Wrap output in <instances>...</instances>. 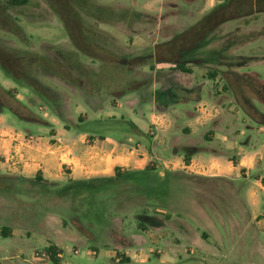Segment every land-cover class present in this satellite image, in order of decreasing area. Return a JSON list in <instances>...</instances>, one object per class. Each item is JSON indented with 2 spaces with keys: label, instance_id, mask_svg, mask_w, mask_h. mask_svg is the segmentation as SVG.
I'll return each mask as SVG.
<instances>
[{
  "label": "rangeland",
  "instance_id": "1",
  "mask_svg": "<svg viewBox=\"0 0 264 264\" xmlns=\"http://www.w3.org/2000/svg\"><path fill=\"white\" fill-rule=\"evenodd\" d=\"M226 1L82 0L75 7L77 21L66 18L65 23L66 4L59 0H28L22 5L0 0L3 123L19 127L22 119L79 123L92 134L127 139L135 134L132 121L139 124L135 114L140 108L147 121L148 112L159 115L152 101L164 107L160 90L176 76L185 79L192 74L200 80L210 72L231 73L230 84L244 90L246 80L234 75L239 70L264 77V62L237 68L254 62L249 59L254 56L264 60V12L226 21L190 49H182L174 62L185 64L189 73L172 61L157 60L167 56L162 44ZM79 32L92 47L80 40ZM223 82L219 78L208 84ZM148 122L144 121L148 130L144 143L157 134L151 133ZM253 140L264 141V134H254ZM156 173L150 177L127 171L116 184L73 199L66 211L53 202L31 201L0 188V264H52L43 255L52 243L60 246L59 264H264V251L251 249L254 227L249 210L242 206L248 201L245 189L209 181L192 193L183 184L160 182ZM19 197L31 201L27 209L17 207ZM192 198L210 216L209 221L192 222L193 231L209 239L210 246L220 243L226 250L186 263L181 247L173 242L179 229L186 231L185 225H170L168 219L174 204L181 213L182 202ZM140 214L155 217L156 225L140 244L133 242L123 251L127 237L139 232ZM6 226L11 227V238L1 235Z\"/></svg>",
  "mask_w": 264,
  "mask_h": 264
},
{
  "label": "crops",
  "instance_id": "2",
  "mask_svg": "<svg viewBox=\"0 0 264 264\" xmlns=\"http://www.w3.org/2000/svg\"><path fill=\"white\" fill-rule=\"evenodd\" d=\"M249 59L255 61L237 68L264 62L258 56ZM238 73L234 75L240 79H244L242 75H253L264 81L256 71L242 69ZM231 76V73H218L214 78L207 75L198 80L188 74L185 79L172 78L160 90L164 107L152 101L159 115L148 112V122L143 119L140 108L135 114L139 124L132 121L135 134L127 139L92 134L79 123L22 119L19 127L3 123L1 115L0 174L17 181L39 176L48 183L63 185L69 181L112 178L116 168L142 172L149 164L154 168L152 175L157 172L156 177L162 179L169 173L170 184H183L192 193L199 184L222 181L233 188L245 189L248 201L242 206L249 210V221L254 227L250 234L251 249L264 251L261 244L264 240V141L253 140L254 134H264V102L244 86L240 92L249 97L259 112L255 117L248 115L242 108L239 90L230 84ZM219 78L224 81L220 86H209V80ZM144 121L151 124L152 133H157L147 143L143 141L148 131ZM182 203L184 212L176 213L180 206L174 204V214L168 220L173 226L185 225L186 231L179 229L173 236L174 245L181 247L186 258L184 261L189 263L199 255L226 250L220 243L210 246L209 239L193 231L192 222L210 220L203 204L194 198ZM147 230L151 231V226L128 236L121 250L131 248L133 242L140 244ZM54 245L60 247L57 243Z\"/></svg>",
  "mask_w": 264,
  "mask_h": 264
},
{
  "label": "trees",
  "instance_id": "3",
  "mask_svg": "<svg viewBox=\"0 0 264 264\" xmlns=\"http://www.w3.org/2000/svg\"><path fill=\"white\" fill-rule=\"evenodd\" d=\"M7 3L11 5H22L27 3L28 0H5ZM61 3L64 2L66 7V15H64V21L66 18L73 19L78 18V14L76 12V6L78 7L82 0H59ZM264 12V0H227L225 3L217 4L214 6L199 22L195 25L189 27L185 31L177 34L172 40L165 42L160 46L161 48L166 49L167 56L165 58H158V62H171L174 63L175 67L182 72H190V69L185 67V64L180 62H174L175 56L179 54L182 49L193 47L201 37L213 30L218 25L233 20L238 17H249L254 16L259 13ZM66 23V21H65ZM83 30V29H82ZM81 30V31H82ZM71 33V32H70ZM80 35V40L86 41V45H88V40L86 36L84 37L82 33H78ZM72 33V37H73ZM80 40L78 39V43L76 47H81ZM90 46V45H88ZM92 47V46H90ZM95 49V48H94ZM246 59V57H245ZM216 76V72L208 73V77L214 78ZM242 78L246 80V87L251 90V92L258 98L264 102V81L259 80L257 77L253 75H242ZM71 81V80H70ZM239 96L241 100V105L244 111L255 117L259 114L256 107L252 104L249 97L244 95L239 90ZM187 161V159H186ZM154 168L151 165H147L146 168L142 171L147 173L148 176L152 175V171ZM127 171H121L119 168L115 169V174L112 178H103V179H94L88 181H69L63 185H57L55 183H48L39 176H35L32 180H18L16 178L1 175L0 174V188H8L12 192H16L21 195H25L31 201H42V202H53L55 206L59 210L66 211V208L69 206L70 202L73 199L81 197L88 191L99 189L104 185H114L117 183L116 180L125 174ZM139 172V173H142ZM166 173L164 178L159 179L160 182L168 181V175ZM169 183V181H168ZM170 185V183H169ZM35 191V192H32ZM37 191V192H36ZM37 193V194H36ZM24 196V197H25ZM22 200V198H18L17 207L25 208L29 206L28 203ZM26 213V212H25ZM19 215L16 214L14 218H18ZM138 219V225H140L141 230L146 229L148 226L156 225V219L152 215L140 214L136 216ZM168 218V216H167ZM142 219V220H141ZM77 225L82 227L79 221H76ZM148 225V226H147ZM11 227L6 226L1 229V235L5 238L10 235ZM44 252L48 258V260L52 264H59V255L61 253L60 249L57 248L54 244H49L44 248Z\"/></svg>",
  "mask_w": 264,
  "mask_h": 264
},
{
  "label": "built area",
  "instance_id": "4",
  "mask_svg": "<svg viewBox=\"0 0 264 264\" xmlns=\"http://www.w3.org/2000/svg\"><path fill=\"white\" fill-rule=\"evenodd\" d=\"M152 133V132H151ZM43 255H45V253H43Z\"/></svg>",
  "mask_w": 264,
  "mask_h": 264
}]
</instances>
